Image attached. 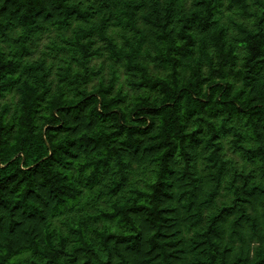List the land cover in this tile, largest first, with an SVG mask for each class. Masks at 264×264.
I'll return each mask as SVG.
<instances>
[{
    "label": "trees",
    "instance_id": "1",
    "mask_svg": "<svg viewBox=\"0 0 264 264\" xmlns=\"http://www.w3.org/2000/svg\"><path fill=\"white\" fill-rule=\"evenodd\" d=\"M8 94L0 264H264V0H0Z\"/></svg>",
    "mask_w": 264,
    "mask_h": 264
},
{
    "label": "rangeland",
    "instance_id": "2",
    "mask_svg": "<svg viewBox=\"0 0 264 264\" xmlns=\"http://www.w3.org/2000/svg\"><path fill=\"white\" fill-rule=\"evenodd\" d=\"M47 42V38L44 36L42 37L40 40H39V45L36 49V51L33 52V57L36 58L37 56H39L41 54V52H50V50L48 49H44L43 48V45ZM102 59L101 58H98V59H94L93 61L94 62H97L99 63ZM107 61H105L106 63ZM105 65V64H104ZM107 72V69L104 68V74H106ZM121 80H123V76L121 75L120 79H119V82H121ZM15 102V97L12 98V95L8 94L5 96V98L3 99H0V105H2L3 103H8L10 104V106L13 105V103ZM233 159L235 162L239 163L240 162V159L237 157V156H233Z\"/></svg>",
    "mask_w": 264,
    "mask_h": 264
}]
</instances>
